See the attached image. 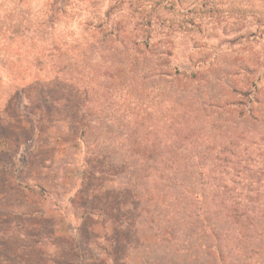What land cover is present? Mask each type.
<instances>
[{"label":"rangeland","instance_id":"1","mask_svg":"<svg viewBox=\"0 0 264 264\" xmlns=\"http://www.w3.org/2000/svg\"><path fill=\"white\" fill-rule=\"evenodd\" d=\"M50 81L51 92L131 86L145 99L158 91L162 114L154 125L163 127L171 114L190 126L188 157L207 155L203 163L219 166L215 154L228 146L224 155L238 165L246 164L247 152L253 165L264 163V0H0V264L83 263L73 260L74 246L67 249L74 232L57 210L79 222L71 216L81 210L68 201L75 176L67 173L70 187L57 184L45 198L17 187L29 179L25 158L38 137L33 108L53 121L44 139H76L69 146L46 141L45 167L50 157L58 172L66 162L80 165L84 151L114 152L103 128L87 131L86 146H79V130L65 120L73 108L39 99ZM94 104L84 106L89 126L99 120ZM236 104L244 105L243 117ZM88 232L89 250L104 264H158L152 246L130 244L106 255L98 223ZM141 237L156 241L148 231Z\"/></svg>","mask_w":264,"mask_h":264},{"label":"trees","instance_id":"2","mask_svg":"<svg viewBox=\"0 0 264 264\" xmlns=\"http://www.w3.org/2000/svg\"><path fill=\"white\" fill-rule=\"evenodd\" d=\"M145 48L144 44L146 52ZM128 74L133 75V71ZM133 79L132 76L129 85ZM53 83L41 87L39 99L46 106L73 108L65 120L69 130H79V146H86L83 138L87 131L103 128L114 147L111 153L96 151L87 155L84 151L80 165L66 162L60 171H54L53 157L45 167V146H69L76 139H44L53 123L50 113L38 115L35 108L31 112V128L38 137L25 158L28 167L23 172L30 175L29 179L20 180L17 187L23 186L19 189L45 198L57 184L70 187L72 180L67 173L75 176L78 187L71 188L73 196L68 201L76 205L75 210H81L79 215L71 216L79 222L71 224L66 209L57 208L60 221L74 232L67 247L74 246L73 260L82 264L105 263L92 254L86 243L85 235L98 223L106 239V255L110 251L118 254L121 247L139 243L140 247L155 249L158 264H264L263 161L253 165L255 160L247 152L243 155L246 164L238 165L224 155L228 146L215 154L221 161L219 166L203 163L208 162L207 155L188 157L186 132L190 126L183 127L171 114L165 115L168 119L163 127L154 125V119L162 114L156 104L158 91L152 90L145 99H139L131 86L111 89L108 85L102 91L82 88L73 92L58 87L57 92H51ZM51 93L59 98L54 99ZM89 103H95L99 118L94 126L86 124L84 106ZM234 107L243 117L244 105ZM250 111L251 108L247 112ZM183 132V136H177ZM255 152L261 156L263 150L258 148ZM231 157L239 158L236 154ZM145 231L153 233L156 241L142 239Z\"/></svg>","mask_w":264,"mask_h":264}]
</instances>
